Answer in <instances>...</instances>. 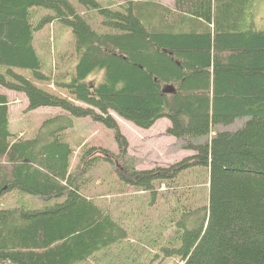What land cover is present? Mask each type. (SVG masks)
<instances>
[{"label": "trees", "instance_id": "16d2710c", "mask_svg": "<svg viewBox=\"0 0 264 264\" xmlns=\"http://www.w3.org/2000/svg\"><path fill=\"white\" fill-rule=\"evenodd\" d=\"M133 1L0 0V87L22 94L26 112H62L18 136L0 94V198L16 192L42 201L0 208V264L123 263L124 252L132 264H151L144 250L123 243L124 222L85 191L82 173L101 162L148 206L167 185L172 205L146 242L161 240L156 257L264 264V30L249 22L255 0H174L171 8ZM40 9L48 14L40 17ZM53 22L71 29L76 63L46 75L34 33ZM168 86L173 92L163 93ZM111 113L145 130L166 118L167 135L194 154L136 170L124 162L128 142ZM86 117L114 130L119 154L81 144L84 166L72 171L66 131L72 118ZM237 120L245 121L234 131L218 129ZM192 172L201 181L194 187L187 185ZM205 183V199L195 201L191 190Z\"/></svg>", "mask_w": 264, "mask_h": 264}, {"label": "rangeland", "instance_id": "374dc122", "mask_svg": "<svg viewBox=\"0 0 264 264\" xmlns=\"http://www.w3.org/2000/svg\"><path fill=\"white\" fill-rule=\"evenodd\" d=\"M96 1L102 4L104 3V6L107 5L105 4L107 2H111L114 6H118L126 0ZM71 2L77 6L75 0H71ZM77 9L86 11V9L82 7H77ZM253 9V17L251 16L249 22L253 23V28L255 30H264V0H255ZM40 10V17L48 14L47 10ZM92 24L97 26L95 22H92ZM33 46L41 62V69L44 74L48 75L51 71L54 73L57 72V67L60 72L61 68H63L61 65L67 66V64H70L74 70L76 63L75 46L70 28L57 22L47 24L34 33ZM19 71L23 72L28 78H31L29 72H24V70ZM101 76L102 73L94 75L90 77V81L98 82L101 80ZM51 87L52 85H50V88ZM7 92H9V96ZM2 93H6L9 100L11 131L18 136L30 137L46 119L51 116L62 114L59 109L50 107L26 112V99L22 94H15L14 92L4 90L0 87V94ZM111 115L115 119L120 133L128 142L127 155L124 162L125 164L133 166L136 170H151L159 167L166 168L194 154L193 151L184 150L182 148L185 144L184 141L167 135L166 130L170 126V123L166 118L159 119L151 128L145 130L137 128L130 122L119 118L114 113H111ZM244 121L245 120H237L229 126L218 127V129L234 131L240 128ZM72 125V128L66 131L67 141L74 148L71 165L72 171H77L78 167L82 168L84 166L80 165V156H82L80 149L82 146L81 144L106 149L115 157L118 156L119 148L116 143L114 130L107 128L102 123L93 121L89 117L72 118ZM212 135L213 132L209 134V137ZM81 176L85 182V191L99 205L107 208L109 212L113 213L124 222L128 231L127 239L123 242L124 244L129 245L131 249L133 245L138 251L144 250L148 255L147 259L152 261L150 262L151 264H172L171 262L167 263V259H160V256L156 257V255H161L163 253L158 249L161 240L157 243L151 242V244H146V242L150 240V231L152 227V238L156 239L155 232L157 227L155 224H161L163 222L162 218L164 212L167 214L165 208L168 209V207L172 205V202L167 200V192L170 194V191L166 189L167 185L162 184L160 186L159 192L162 193V195L158 196L156 204L154 206H148L147 197H144L142 193L133 190H125L121 187L116 177H114L111 165L107 163L101 162L87 171H84ZM189 179L187 185H192V187H194V183L198 184V182H201L198 177L196 178V172H192ZM200 187L202 190H191L195 201L205 199L206 193L203 190L206 188V183ZM20 202L27 205L32 204L34 206H38L42 203L38 198H28L22 194L11 192L3 194L0 198V208L13 207ZM133 213L140 216H132L131 218ZM146 224H148V226ZM149 226H151L150 229ZM163 236L167 237V230L164 231ZM139 243H142V245H139ZM120 256L123 258V263L110 262V264H132V262L135 261L132 260V253L124 252Z\"/></svg>", "mask_w": 264, "mask_h": 264}, {"label": "crops", "instance_id": "0c3cea01", "mask_svg": "<svg viewBox=\"0 0 264 264\" xmlns=\"http://www.w3.org/2000/svg\"><path fill=\"white\" fill-rule=\"evenodd\" d=\"M126 1H128V0H126ZM125 1V2H126ZM139 1H142V0H134L133 2H139ZM153 2H156V3H159V4H161V5H163V6H166V7H168V8H171L172 6H173V3H174V0H152ZM124 2V3H125ZM123 4V3H122ZM8 93V96H9V92H7ZM2 94H4V95H6L7 96V94L6 93H2ZM26 104H27V100H26ZM27 106V105H26ZM9 120H10V118H9Z\"/></svg>", "mask_w": 264, "mask_h": 264}, {"label": "water", "instance_id": "95a60500", "mask_svg": "<svg viewBox=\"0 0 264 264\" xmlns=\"http://www.w3.org/2000/svg\"><path fill=\"white\" fill-rule=\"evenodd\" d=\"M172 92H173V88L171 86H168V87L163 89V93H165V94H170Z\"/></svg>", "mask_w": 264, "mask_h": 264}]
</instances>
